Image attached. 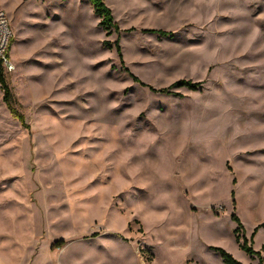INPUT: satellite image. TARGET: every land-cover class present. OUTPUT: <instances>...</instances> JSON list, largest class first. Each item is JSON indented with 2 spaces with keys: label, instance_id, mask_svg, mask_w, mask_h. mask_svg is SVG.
<instances>
[{
  "label": "rangeland",
  "instance_id": "rangeland-1",
  "mask_svg": "<svg viewBox=\"0 0 264 264\" xmlns=\"http://www.w3.org/2000/svg\"><path fill=\"white\" fill-rule=\"evenodd\" d=\"M103 1L118 31L0 0L28 125L0 90V264H258L230 214L264 257V0Z\"/></svg>",
  "mask_w": 264,
  "mask_h": 264
},
{
  "label": "trees",
  "instance_id": "trees-1",
  "mask_svg": "<svg viewBox=\"0 0 264 264\" xmlns=\"http://www.w3.org/2000/svg\"><path fill=\"white\" fill-rule=\"evenodd\" d=\"M90 2V4L92 5L93 11L95 13V15H97L99 17V21H98V25L104 29L107 33H109V30L111 28H113L115 31H118V26L117 23L113 20V16L111 13V9L104 3L103 0H88ZM146 32H157L163 36H166L168 34V32H166L165 30L162 29H155V28H145L143 29ZM108 41L104 40L103 44H107ZM114 46H115V50L120 58L121 53H120V47L118 45V42L115 41L114 42ZM133 80L136 81L137 83L143 85V86H148L146 85L144 82H142L141 80H139L136 76H133ZM178 86V87H186L188 89L191 90H195L198 87V82H192L190 80H178L175 83H173V86ZM148 88L152 91H157L160 93H167L169 92V89L171 88V86L168 87H162V88H158L155 89L151 86H148ZM0 90L2 91V100L6 106V108L8 109L9 113L11 114L12 117H14L15 119H17L21 125H23L24 127H28L27 123L24 120V116L21 113L20 110L17 109L16 107V103L15 100L13 98V94L11 92V89L3 75V66L1 64L0 61ZM231 219L236 223V227L233 230V233L235 235V241L238 243L240 237H242V242L239 244V247L248 255H256L258 257V264H262L264 262V257H262L260 255V251L259 250H255L253 249V247L251 246L252 243V237L254 232H252V234L250 235V242L248 244V241L246 239V237L244 236V227L239 219V217L232 212L230 214ZM256 230V228H255ZM239 232L240 235L239 236ZM97 235V232H93L91 233V236H95ZM61 242H63L62 240L56 241V244H60ZM221 257L222 262L224 264H244L243 262L239 261L238 259H236L235 257H233V255L231 253H229L227 250H225L222 247H212ZM261 249H263V246L261 247Z\"/></svg>",
  "mask_w": 264,
  "mask_h": 264
},
{
  "label": "built area",
  "instance_id": "built-area-1",
  "mask_svg": "<svg viewBox=\"0 0 264 264\" xmlns=\"http://www.w3.org/2000/svg\"><path fill=\"white\" fill-rule=\"evenodd\" d=\"M11 30L5 11L0 7V61L3 68L11 70L13 64L8 56Z\"/></svg>",
  "mask_w": 264,
  "mask_h": 264
}]
</instances>
